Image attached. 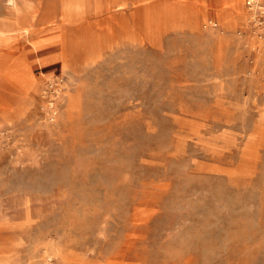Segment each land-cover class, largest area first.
I'll use <instances>...</instances> for the list:
<instances>
[{
  "label": "rangeland",
  "instance_id": "374dc122",
  "mask_svg": "<svg viewBox=\"0 0 264 264\" xmlns=\"http://www.w3.org/2000/svg\"><path fill=\"white\" fill-rule=\"evenodd\" d=\"M253 16L0 0V264H264Z\"/></svg>",
  "mask_w": 264,
  "mask_h": 264
},
{
  "label": "built area",
  "instance_id": "2783aa9c",
  "mask_svg": "<svg viewBox=\"0 0 264 264\" xmlns=\"http://www.w3.org/2000/svg\"><path fill=\"white\" fill-rule=\"evenodd\" d=\"M245 4L254 12L253 20L256 25L264 28V0H245Z\"/></svg>",
  "mask_w": 264,
  "mask_h": 264
},
{
  "label": "bare ground",
  "instance_id": "6f19581e",
  "mask_svg": "<svg viewBox=\"0 0 264 264\" xmlns=\"http://www.w3.org/2000/svg\"><path fill=\"white\" fill-rule=\"evenodd\" d=\"M234 1V0H233ZM11 89V91H9ZM9 100L17 97L18 91L10 85H4L3 90L1 91Z\"/></svg>",
  "mask_w": 264,
  "mask_h": 264
}]
</instances>
